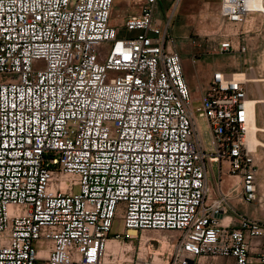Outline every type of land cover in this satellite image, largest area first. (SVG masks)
Returning <instances> with one entry per match:
<instances>
[{"label": "built area", "instance_id": "built-area-1", "mask_svg": "<svg viewBox=\"0 0 264 264\" xmlns=\"http://www.w3.org/2000/svg\"><path fill=\"white\" fill-rule=\"evenodd\" d=\"M115 1L0 0V264H264V220L240 209L259 194L247 73L195 96L159 0L121 25ZM258 13L221 1L222 24ZM145 230L170 234L119 246Z\"/></svg>", "mask_w": 264, "mask_h": 264}, {"label": "rangeland", "instance_id": "rangeland-1", "mask_svg": "<svg viewBox=\"0 0 264 264\" xmlns=\"http://www.w3.org/2000/svg\"><path fill=\"white\" fill-rule=\"evenodd\" d=\"M222 0H182L177 5L176 0H159L158 13L164 24L170 22V32L175 36L177 46L182 49L184 65L188 63V81L191 89L195 78L198 83H204L219 65H224L227 71L246 72L248 78L264 79V15L256 14L248 18L244 25L228 24L221 21L220 10ZM135 0H118L114 7L128 9L129 14L137 9ZM231 39L233 47L223 51L221 42ZM247 45V51H242V46ZM186 66V65H185ZM211 68L208 73L205 67ZM211 66V67H210ZM198 69V70H197ZM193 78V76H195ZM189 76V77H188ZM248 95L250 99L264 97V80L259 82L249 81ZM199 88V87H198ZM193 94L198 95L199 90L194 88ZM198 102H195V106ZM202 129L207 131V124L200 120ZM257 123L264 126V102L257 103ZM259 139L264 142V132H258ZM259 166V194L258 201L252 204L241 205L240 209L248 215L264 220V147L258 146L254 153ZM219 176L218 164L214 166ZM226 168V166H224ZM228 188L230 186L228 185ZM227 188V189H228ZM232 215L231 209L227 213ZM229 218L225 219L228 222ZM121 230L117 224L115 232ZM133 232V231H132ZM132 232L130 234H132ZM135 238H123L120 247L131 249L135 254L145 256L150 251L157 250V242L148 240L162 238L170 234L161 230H145L138 232Z\"/></svg>", "mask_w": 264, "mask_h": 264}, {"label": "bare ground", "instance_id": "bare-ground-1", "mask_svg": "<svg viewBox=\"0 0 264 264\" xmlns=\"http://www.w3.org/2000/svg\"><path fill=\"white\" fill-rule=\"evenodd\" d=\"M249 5L250 6H257L262 10V9H264V0H249ZM243 75L244 74L241 73L239 76L243 77ZM245 76H246V79L248 81L259 82L261 80H264V79L253 78L255 76H252V77L250 76L248 78V74L247 75L245 74ZM259 102H264V97H261L258 99H250L249 98L247 100V108H248L249 116H250L247 139H248L249 147L252 149V151L254 153L257 151L258 146L264 147V142H262L258 136L259 131L264 132V126L261 127L257 123V103H259ZM226 183L228 185L230 184L229 178L226 180ZM134 233H136V232L133 231L132 236L130 235V237H136V235ZM111 242H113V241H111Z\"/></svg>", "mask_w": 264, "mask_h": 264}, {"label": "crops", "instance_id": "crops-1", "mask_svg": "<svg viewBox=\"0 0 264 264\" xmlns=\"http://www.w3.org/2000/svg\"><path fill=\"white\" fill-rule=\"evenodd\" d=\"M116 1H118V0H116ZM116 1H115V3H116ZM115 5V4H114ZM159 10V9H158ZM129 15V11H128V9H123V7L121 8H117V10H116V8L114 7V9H113V18H112V21L114 22V23H116V24H119V25H121L122 24V18L124 17V16H128ZM157 18L158 19H160V20H162V18L160 17V15H159V13L157 12ZM136 33L137 32H131V33H129L131 36H134V35H136ZM121 34H125V31L124 30H122L121 29ZM175 49L176 50H181L182 51V49L180 48V47H178L177 45L175 46ZM185 71H186V74L188 75V63L185 61ZM205 67V71H207L208 73L210 72V70H211V68H209V66L208 67H206V66H204ZM211 67V66H210ZM216 69H227L224 65H219V66H217V68ZM198 70V69H197ZM210 75H211V72H210V74H208V76L210 77ZM189 77V76H188ZM196 77V75L195 76H193V78H195ZM208 77V78H209ZM208 78H207V80H208ZM197 79L195 78V82L193 83V87H192V89L194 88L195 90H200V88H201V86H202V83H198V81H196ZM206 80V81H207ZM205 81V82H206ZM199 87V88H198ZM218 178H219V176H217V174H216V172L214 171V173H213V175L211 176V183H212V185H213V188H214V193H217L218 192V189L216 188V181L218 180ZM228 178H226V179H224V181L222 182V184H221V190L223 191V192H225V193H227L229 190H230V188H228V184L226 183V180H227ZM230 179V178H229ZM231 179H235V180H237L238 181V178H231ZM228 188V189H227Z\"/></svg>", "mask_w": 264, "mask_h": 264}]
</instances>
